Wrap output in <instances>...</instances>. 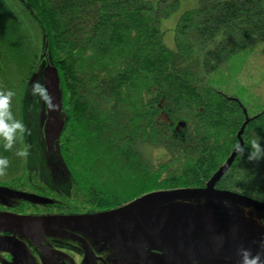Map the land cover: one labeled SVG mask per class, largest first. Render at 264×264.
I'll return each mask as SVG.
<instances>
[{"label":"trees","instance_id":"1","mask_svg":"<svg viewBox=\"0 0 264 264\" xmlns=\"http://www.w3.org/2000/svg\"><path fill=\"white\" fill-rule=\"evenodd\" d=\"M198 2L180 15L171 49L159 18L179 0H0V98H8L0 153L16 145L1 137L28 120L30 98L44 100L38 69L49 54L61 77L68 161L98 165L100 181L86 174V182L102 186L106 206L207 183L233 154L218 186L264 201V156L247 152L252 141L264 150V109L250 115L208 81L264 43V0ZM151 148L168 157L153 160Z\"/></svg>","mask_w":264,"mask_h":264},{"label":"flooded vegetation","instance_id":"2","mask_svg":"<svg viewBox=\"0 0 264 264\" xmlns=\"http://www.w3.org/2000/svg\"><path fill=\"white\" fill-rule=\"evenodd\" d=\"M62 109L65 125L53 152H49L45 143L47 116L43 120L46 149L32 151L35 160L31 164L34 168L31 176L18 175L21 171L28 172L27 167H0V211L34 218L14 220L12 225L0 222V234L11 245V250L3 253L0 264H243V258L249 254L259 257V264H264V212L260 210L248 208L228 220L225 213L202 215L193 199L190 203L143 202L125 210L132 201L151 194L150 190L121 204L106 206L101 200L102 186L86 182V174L101 177L98 165L92 168L89 160L68 161L64 137L68 120L64 106ZM43 151L50 156L44 158ZM55 152L59 153L58 160L52 163L49 159L57 155ZM167 157L164 153L160 161ZM36 162L42 166H36ZM207 186L208 182L164 190ZM215 189L226 190L218 184ZM39 195L48 199L41 203ZM118 211L123 213L104 221ZM126 214L135 219L117 232L98 230L101 224H110ZM220 220L223 224L228 220V227L219 230ZM255 220L260 221V226L251 231ZM237 229H243V238H240L243 234L235 233ZM111 241L119 244L120 251L107 245Z\"/></svg>","mask_w":264,"mask_h":264},{"label":"rangeland","instance_id":"3","mask_svg":"<svg viewBox=\"0 0 264 264\" xmlns=\"http://www.w3.org/2000/svg\"><path fill=\"white\" fill-rule=\"evenodd\" d=\"M150 1L154 7L157 6L160 0H148ZM198 0H179L178 8L171 13H169L167 16H160L159 18V25L160 28L163 30V39L168 48L174 49L176 46V39H175V33H176V25L178 23V20L180 18V15L188 11L189 9L196 8L199 5ZM44 51V47L42 46V52ZM44 53V52H43ZM42 53V54H43ZM53 64L51 61V55H47L45 58H42L38 74L40 73L41 79L44 81V69L47 64ZM54 65V64H53ZM221 70L217 73H214V75H211L209 77V82L212 86L218 87L220 90H222L224 93L226 92L228 95L238 96L241 101H243L247 112H249L250 115H256L261 110L264 109V43L256 45V47H251L247 50H245L243 53H241L239 56L235 58V60L231 61L230 63L224 64ZM44 88V84H43ZM41 95V94H40ZM33 97V96H31ZM43 104L39 105V103H36L33 101L32 98H30V105L33 107V111L29 113L28 120L26 121V118L24 119L25 122L23 125H21L20 128L16 129L12 128V130H15L14 134L9 135L8 137H1V141H4L6 144L5 147L11 148L14 143L16 144L11 151L8 152V154L0 153V159L2 157L7 160L6 165H0V167L6 168V167H27L28 172L21 171V176H31L34 172V168H31V164L34 163L33 157L31 154H33L32 151L34 149H46L44 146V132H42V126H43V120L45 119V116H47V110H46V94L43 95ZM18 112L13 113V117L16 116ZM7 117V116H5ZM12 123H16L15 121ZM2 125V122L0 121V126ZM41 129H40V128ZM15 133L19 136L16 138ZM14 137V139H13ZM13 139V141H11ZM11 141V142H10ZM32 141V144H31ZM8 144V145H7ZM23 153V154H21ZM57 155L53 156L50 162H56L58 160L59 153ZM152 159L153 160H160L163 157V154L165 151L162 149H152ZM44 158L47 156H50L45 151L42 152ZM38 156L37 158H39ZM44 160V159H43ZM42 160V162H43ZM44 163V162H43ZM36 166H42L40 163H35ZM34 164V165H35ZM7 177V176H6ZM32 197L31 195H29ZM28 196V197H29ZM38 201L41 203H44V201L48 198H45L43 196H38ZM190 199H193L196 201V209L200 208V213L204 216H212V215H220L221 213H225L228 215L229 219L231 220L232 217L236 216L237 213H240L242 211L248 210H259L254 207L250 208L247 205L243 204V202L238 203L234 200H227L225 198L221 197H214V196H197V197H187L182 198L179 196H175V198H165L164 200H156L153 201L154 203H164L166 201L171 200H177V201H183V202H189ZM190 203V202H189ZM247 206V208L241 207L243 205ZM227 206V207H225ZM262 211V210H260ZM264 212V211H262ZM134 216L124 215L118 220H115L111 222L110 224H101L98 227V230L105 231L107 233L111 232H117L122 226L126 225L127 223L132 222L134 220ZM227 220V221H228ZM227 221L223 224L222 220H220L219 224V230L220 228L228 227ZM235 224V223H232ZM237 226V225H235ZM260 221L255 220L253 226H251V231H253V227H259ZM1 231V228H0ZM235 233L237 235L243 234V229L241 230H235ZM245 234H243L240 238H243ZM107 245L114 250L120 251V246L117 242L111 241L107 242ZM11 250V245L9 240L4 234H0V262H3V253H6V251Z\"/></svg>","mask_w":264,"mask_h":264},{"label":"water","instance_id":"4","mask_svg":"<svg viewBox=\"0 0 264 264\" xmlns=\"http://www.w3.org/2000/svg\"><path fill=\"white\" fill-rule=\"evenodd\" d=\"M44 88L46 90V99H47V118L44 126L45 132V143H47V147L49 152H53L55 149V141H57L62 134L63 127L65 125V120L62 116V107H63V98H62V88L61 85V77H59L58 67L49 63L46 65L44 69ZM234 154L228 160L224 166L210 179L208 182L207 188H186V189H175V190H164V191H153L151 194H147L142 196L141 198L132 201L129 206L125 210L131 209L133 206H137L138 204H142L143 202H153L156 200H164L165 198H175V196H179L182 198L185 197H197V196H214L221 197L227 200H234L237 203L243 202V204L254 207L256 209L264 211V201H260L259 199L251 198L243 193H239L233 190H222L215 189V185L218 183L220 176L228 170L229 165L231 164ZM124 210V211H125ZM123 211V210H121ZM123 212H113L109 217L105 218L104 221H110L112 219L117 218L118 215ZM14 220L33 221L34 218L26 217V216H18L13 213H6L0 211V222H7L9 224H13Z\"/></svg>","mask_w":264,"mask_h":264},{"label":"clouds","instance_id":"5","mask_svg":"<svg viewBox=\"0 0 264 264\" xmlns=\"http://www.w3.org/2000/svg\"><path fill=\"white\" fill-rule=\"evenodd\" d=\"M7 97L0 98V106L7 103ZM249 159H258L264 156V150H261L260 145L256 141L251 142V147L247 150ZM23 154V153H21ZM6 159H0V165H6ZM243 264H259V257H252L250 254L243 258Z\"/></svg>","mask_w":264,"mask_h":264}]
</instances>
